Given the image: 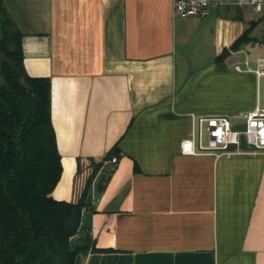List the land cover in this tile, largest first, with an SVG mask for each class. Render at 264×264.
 I'll return each mask as SVG.
<instances>
[{"label": "crops", "instance_id": "0c3cea01", "mask_svg": "<svg viewBox=\"0 0 264 264\" xmlns=\"http://www.w3.org/2000/svg\"><path fill=\"white\" fill-rule=\"evenodd\" d=\"M3 3L23 34L25 72L50 78L62 164L51 195L76 202L93 164L121 150L102 162L73 237L99 250L74 264H264V149L196 147L199 116L242 123L232 118L264 106V77L228 62L244 52L254 67L264 29L216 61L247 27L236 4L198 18L173 16L171 0Z\"/></svg>", "mask_w": 264, "mask_h": 264}, {"label": "trees", "instance_id": "16d2710c", "mask_svg": "<svg viewBox=\"0 0 264 264\" xmlns=\"http://www.w3.org/2000/svg\"><path fill=\"white\" fill-rule=\"evenodd\" d=\"M258 22L250 21L215 60L252 41ZM22 36L0 0V264H74L77 254L99 250L89 235L80 242L73 237L83 207L92 208L90 186L102 162L118 160L121 150L116 144L93 164L76 202L51 195L62 172L51 122V82L25 72Z\"/></svg>", "mask_w": 264, "mask_h": 264}, {"label": "built area", "instance_id": "2783aa9c", "mask_svg": "<svg viewBox=\"0 0 264 264\" xmlns=\"http://www.w3.org/2000/svg\"><path fill=\"white\" fill-rule=\"evenodd\" d=\"M172 14L175 17H198L209 16L216 8L226 4L223 0H171ZM236 4V3H235ZM250 4L256 11H262L264 0H239L237 5ZM245 69L250 70L257 78L264 77V57L256 59L254 67L244 61ZM235 70L240 71L242 67L236 63ZM245 119L243 122L246 127L244 130L232 129L233 123L225 115L199 116L197 119L199 130L197 139V148L201 151H212L215 155H230L231 153L243 151L240 149V136L243 135L247 145L255 146L257 149H264V106L257 105L252 110L242 114ZM205 123L207 133L206 143L201 142L200 126ZM242 122V123H243ZM229 144H235L236 149L226 150ZM182 147L184 151H192L193 142L191 139H185ZM111 162L115 165L117 158L113 156Z\"/></svg>", "mask_w": 264, "mask_h": 264}, {"label": "rangeland", "instance_id": "374dc122", "mask_svg": "<svg viewBox=\"0 0 264 264\" xmlns=\"http://www.w3.org/2000/svg\"><path fill=\"white\" fill-rule=\"evenodd\" d=\"M226 4H235L236 3V6H233L234 8L233 9H235L236 11H238V14H243V18H244V20H246L245 22V24H246V26H248V23H249V21L250 20H252V21H255V20H258V19H260L261 17H262V15L264 14V8H263V10L262 11H256L255 9H254V7L252 6V5H250V4H242V5H239V6H237V2L239 1V0H223ZM223 6L222 7H220L219 9H221V10H223ZM227 9L228 8H225L224 9V11H225V13H228L227 12ZM224 13V14H225ZM230 15H232V14H230ZM261 21L258 23V25L255 27V30H254V32H253V34H254V36L256 37V39L257 38H261L262 37V31H263V29H264V18L262 19H260ZM252 33V32H251ZM252 36V35H251ZM248 45V44H247ZM246 45V47H248ZM244 57H245V53L244 52H241V53H238V54H234L233 55V57L230 59V60H228V62L231 64H229L231 67H233L234 66V64H235V62L236 63H239V64H241L242 66H243V68H246V66H245V64H244ZM245 119L244 118H240V119H233L232 118V121H240V122H243ZM204 125H205V123H204ZM206 126V125H205ZM202 143H206V141H207V133H206V130H205V128L203 127V132H202Z\"/></svg>", "mask_w": 264, "mask_h": 264}, {"label": "water", "instance_id": "95a60500", "mask_svg": "<svg viewBox=\"0 0 264 264\" xmlns=\"http://www.w3.org/2000/svg\"><path fill=\"white\" fill-rule=\"evenodd\" d=\"M1 80H2V76L0 75V81ZM24 85H25V88L28 90V85L27 84H24ZM245 127H246V125L244 122L243 123H235L232 125V129H234V130H244ZM238 147L240 149H243V150H258L255 146L247 145L243 135L240 136V143H239ZM234 149H236L235 144H229L226 147V150H234Z\"/></svg>", "mask_w": 264, "mask_h": 264}]
</instances>
